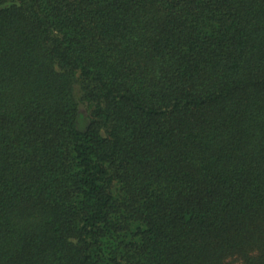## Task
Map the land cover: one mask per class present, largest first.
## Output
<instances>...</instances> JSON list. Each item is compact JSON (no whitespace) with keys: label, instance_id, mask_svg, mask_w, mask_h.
<instances>
[{"label":"trees","instance_id":"16d2710c","mask_svg":"<svg viewBox=\"0 0 264 264\" xmlns=\"http://www.w3.org/2000/svg\"><path fill=\"white\" fill-rule=\"evenodd\" d=\"M0 264H264V0H0Z\"/></svg>","mask_w":264,"mask_h":264},{"label":"rangeland","instance_id":"374dc122","mask_svg":"<svg viewBox=\"0 0 264 264\" xmlns=\"http://www.w3.org/2000/svg\"><path fill=\"white\" fill-rule=\"evenodd\" d=\"M237 261H234V263H236Z\"/></svg>","mask_w":264,"mask_h":264}]
</instances>
